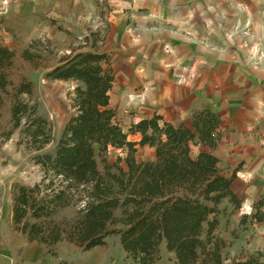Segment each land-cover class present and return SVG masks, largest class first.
<instances>
[{
	"label": "trees",
	"instance_id": "16d2710c",
	"mask_svg": "<svg viewBox=\"0 0 264 264\" xmlns=\"http://www.w3.org/2000/svg\"><path fill=\"white\" fill-rule=\"evenodd\" d=\"M99 40L92 33L84 40L89 48H74L46 74L51 81L77 83L74 114L54 153L34 159L41 181L32 188L13 183L12 231L52 256L61 243L89 252L117 235L137 264H167L163 248L172 264H225L229 243L219 234L220 207L240 210L244 200L232 188L236 171L223 172L213 153L220 118L203 110L189 125L174 126L156 115L125 132L110 108L114 75L108 55L97 50ZM28 68L48 69L41 54H19L0 41V128L7 139L19 131L20 144L40 152L52 143L53 127L30 101L36 86ZM130 135L140 136L139 142L129 141ZM137 146L154 149V159L137 162ZM111 148L127 152L118 160L126 169L109 161ZM72 208L73 218L61 216ZM247 220L264 227V194ZM234 264H264V252Z\"/></svg>",
	"mask_w": 264,
	"mask_h": 264
},
{
	"label": "crops",
	"instance_id": "0c3cea01",
	"mask_svg": "<svg viewBox=\"0 0 264 264\" xmlns=\"http://www.w3.org/2000/svg\"><path fill=\"white\" fill-rule=\"evenodd\" d=\"M98 1L112 9L107 40L97 43L109 57L112 93L145 98L147 115L134 124L159 115L189 125L194 113L210 110L221 121L214 155L224 148L236 171L234 193L244 198L236 183L245 193L261 189L257 200L264 194V0ZM6 183L0 178V263L11 233L14 182Z\"/></svg>",
	"mask_w": 264,
	"mask_h": 264
},
{
	"label": "rangeland",
	"instance_id": "374dc122",
	"mask_svg": "<svg viewBox=\"0 0 264 264\" xmlns=\"http://www.w3.org/2000/svg\"><path fill=\"white\" fill-rule=\"evenodd\" d=\"M125 2L128 3L129 0ZM93 3L98 10L89 15L87 0H0V41L19 54L23 49H31L41 54L48 68H28L27 72L36 86L35 96L30 101L37 105L39 115L46 118L53 127L52 143L40 152L20 144L22 141L19 131L7 139L3 128H0V178L7 182L5 188L11 182L32 188L41 181L42 173L34 159L41 154L54 153L66 123L74 114L72 104L77 83L51 81L46 79V74L74 48H89L84 40L90 38L92 33L100 38L99 47L104 45L112 9L104 1L94 0ZM52 21L56 25L52 24ZM58 26L72 35L59 31ZM140 97L136 99L127 95L121 98L119 94L112 93V104L117 114L115 120L125 132H128L139 118L147 115L145 98ZM24 99L29 100L28 97ZM128 139L131 142L140 140L133 135ZM126 156L127 152L120 148H111L109 151V161L124 169L125 161L118 160H124ZM154 156L155 151L150 147L137 146V162L150 161ZM218 157L222 163L221 170L226 174L232 173L234 166L227 162L228 156L225 155L223 147L219 150ZM235 189L243 194L242 208L234 211L227 203L220 207L219 234L229 243L225 264H234L246 260L250 254L264 252V227L253 224L250 220L244 221L246 216L251 215L252 203L256 201L261 189L245 193L244 186L239 183H236ZM3 192L2 190L0 206L5 210ZM75 211V208L66 210L61 216L73 218ZM10 230L4 250V256L7 257H3L0 264H137L127 258L117 235L109 237L107 245L102 249L96 248L89 252L61 243L57 247L56 256H52L44 247L29 245L22 236L12 231L11 226ZM162 252V261L172 264L168 261L172 255L168 254L165 248Z\"/></svg>",
	"mask_w": 264,
	"mask_h": 264
},
{
	"label": "built area",
	"instance_id": "2783aa9c",
	"mask_svg": "<svg viewBox=\"0 0 264 264\" xmlns=\"http://www.w3.org/2000/svg\"><path fill=\"white\" fill-rule=\"evenodd\" d=\"M4 215H5L4 208L0 206V224L4 221V217H5Z\"/></svg>",
	"mask_w": 264,
	"mask_h": 264
},
{
	"label": "water",
	"instance_id": "95a60500",
	"mask_svg": "<svg viewBox=\"0 0 264 264\" xmlns=\"http://www.w3.org/2000/svg\"><path fill=\"white\" fill-rule=\"evenodd\" d=\"M41 179V178H40Z\"/></svg>",
	"mask_w": 264,
	"mask_h": 264
}]
</instances>
